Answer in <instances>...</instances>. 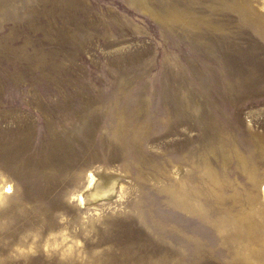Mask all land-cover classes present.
Instances as JSON below:
<instances>
[{
  "label": "rangeland",
  "instance_id": "rangeland-1",
  "mask_svg": "<svg viewBox=\"0 0 264 264\" xmlns=\"http://www.w3.org/2000/svg\"><path fill=\"white\" fill-rule=\"evenodd\" d=\"M263 185L264 0H0V264H264Z\"/></svg>",
  "mask_w": 264,
  "mask_h": 264
},
{
  "label": "bare ground",
  "instance_id": "bare-ground-1",
  "mask_svg": "<svg viewBox=\"0 0 264 264\" xmlns=\"http://www.w3.org/2000/svg\"><path fill=\"white\" fill-rule=\"evenodd\" d=\"M174 8V7H173ZM175 9V8H174ZM88 181H87V185H86V189L91 188L92 191L90 192L91 194V198L94 200L97 196H101L100 194H105L107 191H109L111 189L112 186H104L101 187L99 183H96V181H94V177L89 174L88 175ZM10 189V185H7L4 189L3 192H7ZM263 193H264V185L262 187ZM104 192V193H103ZM108 193V192H107ZM76 199L78 200L79 204H84L85 203V198L82 196V194L77 193L76 195Z\"/></svg>",
  "mask_w": 264,
  "mask_h": 264
}]
</instances>
